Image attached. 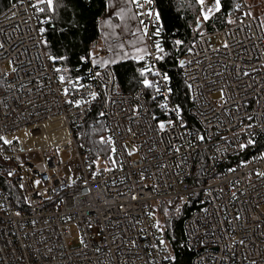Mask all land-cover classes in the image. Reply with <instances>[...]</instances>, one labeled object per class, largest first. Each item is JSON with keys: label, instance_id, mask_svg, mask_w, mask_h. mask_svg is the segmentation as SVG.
I'll return each instance as SVG.
<instances>
[{"label": "snow or ice", "instance_id": "1", "mask_svg": "<svg viewBox=\"0 0 264 264\" xmlns=\"http://www.w3.org/2000/svg\"><path fill=\"white\" fill-rule=\"evenodd\" d=\"M178 3L185 12L195 10L194 24H189L185 29L186 32L191 30V38L180 34V26L176 22L182 17L178 13L173 14L171 0H168L167 7L165 0H19V3L8 0L12 17L17 14L20 4H24L25 11L29 8L32 10L29 20L24 21L25 25H29L31 19L37 23L29 27L28 39L31 44L24 51H20V46L14 43L11 35L7 39L0 36V64H7V71H0V121L11 119L15 126L9 129L7 135L0 133V159L19 161L18 156L5 154L7 148L21 152H43L47 146H52L59 156L62 151L60 144L66 141V137L48 129L53 121L57 122L59 128L64 127L63 118L59 115L61 110L74 113V125L80 120V124L76 125L77 140L83 138L84 142L79 147L89 145V155L85 157L89 169L87 176L70 175L72 169L68 167L65 169L66 178L60 181L59 188L53 187L51 190L59 201L56 205L58 210L68 203L67 197L59 195L60 191L73 189V201L92 198L91 182L108 173L123 172L125 167L131 170L139 165L135 172L129 171L119 181L124 184L126 179L135 175L138 179L133 186L127 191L116 190V196L131 202L144 200L145 188L149 196L155 193L159 197L161 189L158 181L150 185L145 182L155 181L157 173H166L170 168L178 179L185 174L190 167V159L194 157H199L193 165L198 173H206L207 162L211 160L214 164L228 148H233L237 154L257 148V158L264 160V151H259L264 148V112L256 115L249 112L251 101L247 92V89L256 91L258 87L260 97L256 103L260 104V100L264 99V80H257L253 76V73H264V49L253 44L251 49L241 52L235 45L243 47V42L235 40L234 35L239 31L251 33L248 35L251 43L256 36L255 24L260 31L257 39L264 43V12L257 16L252 10L253 5L246 0H178ZM89 12L92 13V35L87 34ZM246 20L249 23L246 24ZM216 21L235 28L228 27L224 38L218 37L216 43L211 39L203 40L205 27ZM13 30L18 31V28ZM196 36L203 40L205 49L200 48ZM29 48L35 49V54L21 60L19 57L25 56ZM13 51L17 55H11ZM214 58L218 59L214 61ZM129 60L138 66L132 71L129 81V97L124 98L121 97L123 77L114 66L123 65ZM242 91L244 94L240 95ZM213 95H216L215 100L211 99ZM9 99L13 101L12 104L8 103ZM126 99L127 107L124 106ZM53 108L56 109L55 113ZM94 108L95 115H91ZM90 116L92 124L88 123ZM117 116L122 118L117 120ZM142 124L145 135L151 134L148 153L152 154L151 160L156 161L155 164H151L148 156L141 151L144 143L148 142L137 144L134 139L138 135L136 129ZM81 127L89 131L81 134ZM121 128L125 135L133 138L130 143L121 142ZM177 128L180 129L179 135H176ZM228 132L232 133L231 137L227 135ZM67 143L71 141L67 140ZM133 157L138 159L134 161ZM59 163L62 164L63 160H59ZM145 164L156 171L149 173V167H145ZM245 166L246 162L238 165L240 168ZM236 171V168L228 169L229 173ZM0 175L5 177L4 183L9 189L16 185L21 191L24 189L23 177H18L15 184L12 183L11 178L16 175L14 170L4 169ZM252 176L264 183V170L250 169L242 177L249 186L255 187ZM42 179L48 180L49 177ZM77 181L80 183L77 184ZM116 183V180H112L111 185L115 186ZM240 184L241 179L237 178L220 186L218 192L211 186L201 189V192L205 202L211 205L219 201L227 189L231 204L245 195L239 190ZM39 185L40 179L32 182V187ZM94 186L100 188V183ZM104 188L110 191L107 181ZM37 195L52 199L46 191ZM164 195L167 199L158 200L155 206L147 203L140 205L143 215L152 221L149 228L155 230L151 233V244L144 246L155 251H146V256L152 259H146L144 264H180L179 251L188 247L186 243L170 247L166 235L173 217L179 216L187 200L181 193L175 197L167 192ZM104 196L105 193H102L96 199L109 205L111 202ZM24 203L32 208L33 202L28 197H24ZM118 208L125 212L131 227L136 228L142 223L126 212V204L121 203ZM0 211L7 213L9 209L0 203ZM217 211L222 214L221 222L225 224L228 238L225 248L234 250L237 246L246 247V240L243 237L237 239L233 227L242 219L241 212L237 211L230 218L225 205H218ZM201 212L205 219L213 215L209 207H203ZM15 215L20 216L21 211L18 209ZM72 218L68 214L60 217L64 224ZM42 222L49 224L47 219ZM31 224L35 228L37 221L33 219ZM86 226L93 227L91 221ZM195 233L196 229L191 228L186 234ZM148 234L143 227L137 229V236ZM77 239L81 248L88 247L83 235H78ZM172 239L175 240L174 235ZM202 239L198 237V240ZM117 240L120 241L118 250L120 246L129 250L140 247L136 239L123 233L113 235L111 243L115 244ZM47 251L51 252L52 249L49 247ZM94 251L99 253L102 248L96 247ZM155 254H160V261L154 258ZM137 258L140 257L137 255ZM231 259L233 257H229ZM245 259L249 264H258L256 259Z\"/></svg>", "mask_w": 264, "mask_h": 264}, {"label": "built area", "instance_id": "2", "mask_svg": "<svg viewBox=\"0 0 264 264\" xmlns=\"http://www.w3.org/2000/svg\"><path fill=\"white\" fill-rule=\"evenodd\" d=\"M241 2H244V0H241ZM6 15L9 16L8 19L5 18ZM31 15L32 10L29 8L25 11L24 4H20L14 17L9 13V9L0 14V36L7 39L8 35H11L14 38V43L20 46V51H24L31 44L28 39L29 27L35 26L37 22L35 19H31L29 25L26 26L24 23L25 20H29ZM245 23L247 24L249 21L246 20ZM228 27L235 28V26H227L215 32L205 33L203 40L211 39L213 43H216L218 37L224 38V33L228 31ZM14 28H18V31H14ZM253 28L256 36L253 37L251 43L248 41V35H251V33L239 31L234 34L235 40L243 42V47L235 45L237 50L243 52L244 49H251L253 44L264 49V43L257 39L260 36L259 29L255 27V24H253ZM203 40L200 37L197 39L200 42L201 49L206 48ZM230 42L233 41L230 40ZM34 54L35 49L29 48L27 54L19 58L27 60ZM11 55L15 56L17 53L13 51ZM215 59L218 58H214V61ZM36 63L38 64L39 61ZM0 71H7L6 62L0 64ZM253 76L257 80H264V73L259 75L253 73ZM241 88H243V85H241ZM247 92L250 93L248 99L251 101L249 112L254 115L264 112V99L260 100V104L256 103V100L260 97L259 88L256 87V91L247 89ZM243 94L242 91L240 95ZM216 95H213L211 99L215 100ZM121 97L128 98L129 92L122 91ZM8 103L12 104L13 101L9 99ZM38 103H42V101H38ZM124 106L127 107V99ZM95 110V108L92 110V114ZM117 111L119 110L117 109ZM53 112H56L55 108H53ZM59 115L63 118L64 127L59 128L57 122L53 121L51 128L48 129L49 132L55 130L58 136L66 137V141L60 144L62 151L59 156L55 154V149L52 146H47L43 152L39 150L21 152L12 148H7L5 151L6 155L19 157V161L14 159L2 160L10 164V169L14 170L16 175L12 179L16 181L18 177H23L24 189L21 191L17 185L23 197V204L21 208H18L11 196L0 188V203H3L5 208L9 209L7 213L0 211V264H110V262L111 264H144L146 259H152V257L146 256V251H155L150 247L146 249L144 247L151 244L153 240L151 233L155 230L149 228L152 221L143 215V209L140 205L147 203L155 206L158 200L167 199L164 195L165 192L172 197H175L177 193L183 194L187 203L182 208L187 205L192 206L191 211L184 220L183 237L180 241V243L188 245L186 249L181 251H188L193 254L191 264H221V260H223V264H249L248 259H245V257L256 259L258 264H264V183L252 176L255 187H251L242 179L244 175L249 173L250 169L264 170V160L257 158V148H250L241 154L235 153L233 148H228L227 151L217 157L214 164L211 160L207 162L206 173L197 172L196 167L193 165L199 157H194L190 159V167L185 170V174L178 179L170 168L166 173H157L155 181L148 180L145 182L150 185L158 181L161 189L159 197L155 193L149 196L148 189L145 188V199L131 202L126 198L116 196V190L127 191V188L133 186V182L138 179L135 175H132L130 179H126L124 184L119 181L129 171L135 172L139 165L131 170L125 167L123 172L108 173L103 177H98L96 182L90 181L93 184L94 195L92 198H81L73 201L71 195L73 189L60 191L59 195L67 197L68 203L58 210L56 205L59 201L51 190L53 187L59 188L60 181L66 178L65 169L71 167L72 173H69L70 175L74 174V176L82 177H86L89 171L85 163V157L89 155L87 152L88 147L85 145V148H80L79 144L83 141L82 139L77 140L76 125L80 124V120H77L76 125H74L72 123L73 112L61 110ZM121 118V116L116 117L117 120ZM125 123L127 122L125 121ZM14 127L11 119L0 121V133L7 135L9 129ZM136 130L138 132L137 137L134 138L136 143L148 142L144 143L141 150L142 154H146L151 164H155L156 161L151 160L152 154L148 153L151 134L145 135L143 124ZM179 133L180 129L177 128L176 135H179ZM227 135L231 137L232 133L228 132ZM120 137H123L121 142L130 143L133 139L125 135L123 128L120 130ZM67 140H70L71 143H67ZM213 143H216V141H213ZM41 144H43V141H41ZM259 151H264V148L259 149ZM34 155L39 156L38 161L29 159L30 156ZM132 159L135 161L138 157ZM59 160H63V163H59ZM241 162H246V166L238 167ZM101 167H103L102 162ZM145 167H149V173L156 171L148 164H145ZM229 168H236L237 171L229 173ZM45 176L49 179L43 180L42 178ZM237 178L241 179L239 190L245 192L243 197L230 204V197L226 189L219 201H214L211 205L205 202V196L201 189H208L211 186L212 189L218 192L220 186ZM37 179L41 180V185L32 187V182ZM112 180H116L115 186L111 185ZM105 181L108 182L110 191L104 188ZM97 182L100 183V188H95L94 185ZM79 183L80 181H77V184ZM168 185H171V187H168ZM45 191L48 196L52 197L51 200L37 195L38 192ZM102 193H105L104 198L111 202L109 205H104L102 201L96 199ZM24 197H28L33 202L32 208L24 203ZM121 203L127 205V213L142 221L136 228L131 227L125 212L118 208ZM218 205L227 207L226 214L230 218L237 211L241 212L242 219L234 223L233 227L236 230V238L243 237L246 240V247L237 246L234 250L225 248L228 238L225 235V224L221 222L222 214L217 211ZM203 207H209V211L213 215H209L205 219L201 212ZM18 209L21 211L20 216L15 215ZM65 214L73 217L67 224H64L60 219ZM33 219L37 221L35 228L31 224ZM45 219L49 220V224L42 222ZM89 221L93 225L92 228L86 226ZM141 227L149 232L147 236H137V229ZM191 228L196 229L195 235L186 234L189 233ZM74 229L77 231L76 237H74ZM101 229L103 231H100ZM122 233L136 239L140 247L129 250L127 247L120 246L118 250L120 241L117 240L113 244L111 239L113 235H121ZM78 235H83L88 242L87 248H81L77 239ZM198 237L203 239L198 240ZM74 238H76V241H74ZM49 247L52 249L51 252L47 251ZM96 247L102 248V251L95 252ZM137 255L140 257L139 259ZM229 257H233V259L229 260ZM154 258L160 261V254H155Z\"/></svg>", "mask_w": 264, "mask_h": 264}, {"label": "trees", "instance_id": "3", "mask_svg": "<svg viewBox=\"0 0 264 264\" xmlns=\"http://www.w3.org/2000/svg\"><path fill=\"white\" fill-rule=\"evenodd\" d=\"M19 0H14V2H18ZM264 1V0H263ZM248 2V0H247ZM172 3V12L173 14H179L182 18L180 20H178L176 23L180 26V34L183 35H187L189 38H191V30L189 29L187 32L185 31V29H187V26L189 24H194V19H195V10H190V11H183L181 10L178 0H171ZM8 0H0V14L3 13L4 11H6L8 9ZM168 5V0H165V7H167ZM87 18L89 19V25H88V35H92V13L89 12L87 14ZM227 26H225V24L216 21L214 22L211 26H206L205 27V33H211V32H215L218 30H221L223 28H225ZM199 36H196L195 39L197 40ZM182 58V57H181ZM75 62V61H73ZM138 65H135L132 61H127L124 62L123 65H116L114 67H116V69L120 72L121 76L123 77L122 80V91L124 92H129L128 89L130 87L129 85V81L131 80L132 77V71L134 70L135 67H137ZM81 71H84L83 68H81ZM96 110L93 112L92 115H95ZM88 123L92 124L93 120L90 117L88 119ZM98 127V125H97ZM80 133L82 134L85 131H89V129H87L86 127H81L79 129ZM82 141L84 142L83 138ZM87 147H89V145L86 144ZM11 168V165L8 164L7 162L3 161L2 159H0V171L4 170V169H9ZM5 177L0 175V188H2L5 192H7L16 207L21 208L22 204H23V197L19 191V189L17 188V185L15 187H12L11 189H9L8 185L4 183ZM11 181L13 184H15V180L11 178ZM192 206L187 205L186 207L181 209V212L179 214V216H174L172 219V226L170 228V230L166 233L167 238L170 241V247L175 248L177 246L178 243H180L182 237H183V223L184 220L186 218V216L189 214V212L191 211ZM175 236V240L172 239V236ZM192 257L193 254L191 252L188 251H179L178 254V260L180 262V264H191L192 261Z\"/></svg>", "mask_w": 264, "mask_h": 264}, {"label": "rangeland", "instance_id": "4", "mask_svg": "<svg viewBox=\"0 0 264 264\" xmlns=\"http://www.w3.org/2000/svg\"><path fill=\"white\" fill-rule=\"evenodd\" d=\"M248 3L253 5V11L257 16H260L262 12H264V1L263 0H248ZM216 98V96L214 97ZM29 159H33L35 161L39 160L38 155L30 156ZM161 221L163 222V216H160ZM74 237H76L77 231L74 229L73 230ZM74 241H76V238H74Z\"/></svg>", "mask_w": 264, "mask_h": 264}, {"label": "crops", "instance_id": "5", "mask_svg": "<svg viewBox=\"0 0 264 264\" xmlns=\"http://www.w3.org/2000/svg\"><path fill=\"white\" fill-rule=\"evenodd\" d=\"M128 39H133L132 37H128ZM100 43H102V41H100Z\"/></svg>", "mask_w": 264, "mask_h": 264}]
</instances>
